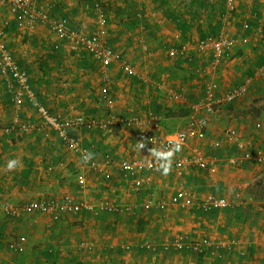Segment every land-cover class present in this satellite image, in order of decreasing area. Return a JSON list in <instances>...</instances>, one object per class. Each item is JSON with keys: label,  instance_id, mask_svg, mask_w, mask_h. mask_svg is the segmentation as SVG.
<instances>
[{"label": "crops", "instance_id": "obj_1", "mask_svg": "<svg viewBox=\"0 0 264 264\" xmlns=\"http://www.w3.org/2000/svg\"><path fill=\"white\" fill-rule=\"evenodd\" d=\"M34 2L39 12L48 9L51 18L68 20L86 35L96 31L95 0ZM104 10L108 45L122 55L107 68L85 50L72 51L49 22L38 19L33 26H20L0 6L4 39L42 105L66 117L118 118L106 129H70L93 154L95 164L84 163L54 130L41 125L33 102L14 103L0 75V197L20 206L70 194L91 207L63 213L58 220L42 211L21 217L0 214V264H264V161L248 158L225 138L228 128H236L253 141L250 155L264 153V110L247 112L256 99H264V0H236L233 10L226 0H105ZM221 34L237 39L230 56L216 62L211 51L195 49L201 39ZM184 43L192 49V60L169 55ZM244 83L248 89L236 101L212 110L206 104L194 109L208 88L218 96ZM104 92L114 99L112 109ZM204 116H209L205 137H192L182 152L173 153L174 164L166 171L142 175V187L120 170L122 160L150 157L149 150H154L149 140H141L137 126L120 119L140 117L143 129L170 135ZM18 120L36 128L22 131ZM232 146L237 150L230 153ZM196 152L210 160L213 170L190 160ZM107 155L110 166H105ZM13 160L17 166L9 169ZM184 188L195 195L194 204L185 208L171 202ZM237 192L241 200L235 207L212 213L198 207L209 193L234 198ZM103 203L134 210L98 209ZM179 236L236 244L221 249V256L167 251ZM14 240L22 243L20 251L10 249ZM145 242L158 251L142 249Z\"/></svg>", "mask_w": 264, "mask_h": 264}, {"label": "built area", "instance_id": "obj_2", "mask_svg": "<svg viewBox=\"0 0 264 264\" xmlns=\"http://www.w3.org/2000/svg\"><path fill=\"white\" fill-rule=\"evenodd\" d=\"M105 0H95V12H96V31L93 34L86 35L76 29H74L68 20L60 19L55 20L49 15L48 9L39 12L35 8L34 0H0V6L6 7L11 14L16 16V19L20 26L30 25L33 26L36 20L41 19L43 22H49L52 31H54L62 39L66 40L72 51L85 50L91 54L103 67L107 68L113 61H121L122 55L117 51H114L107 42L108 24L109 18L104 10ZM236 0H226V4L230 10L235 8ZM9 21L4 22V27L8 26ZM6 30L0 28V75L4 76L7 80V89L10 92L12 99L16 105H21L26 99H29L37 107L38 113L41 115L43 126L54 130L57 136L64 142L73 152L78 154L83 160L84 155L90 153L91 157L87 163H94V157L90 149L85 147L79 137L70 134L71 128H77L82 125L97 126L102 129L110 127L114 121H117L115 115L110 114L108 120L90 119L83 115H77L74 117H66L61 114H53L49 109L42 105L33 90L29 75L22 66L19 64L14 54L5 41ZM235 38H230L225 34L219 36H209L201 39L196 45L195 49L198 52L211 51L213 59L219 60L230 56L232 48L236 44ZM243 41H247L246 37H242ZM170 56H183L188 60H192V49L190 45L184 43L177 48H171L169 50ZM124 67L129 71V64L124 63ZM261 71L264 73V66L261 67ZM247 84H241L225 91L221 95H215L212 88H208L204 100L195 105L194 109L198 106L206 104L208 109L212 110L214 105L224 106L236 101L242 97L247 91ZM104 101L108 109L114 107V99L110 97L107 92H104ZM122 123L131 124L138 127L144 138L154 147V150L158 149L162 152L161 157L154 155L145 158L124 159L119 162V168L126 176L132 179L134 186L137 188L142 187L146 173H157L167 169L173 161L168 160L167 152L171 150L174 143L180 144V150L174 153H180L188 145L189 140L192 137L202 139L205 137V131L209 126V116L197 117L192 121L189 128L180 129L170 135L154 134L147 129H143L145 120L140 117L120 119ZM18 122L19 129L26 131L36 128V125L31 122ZM13 128H7V131H11ZM225 138L232 141L237 147L246 153L248 158H255L257 161H264V153L257 152L253 156L249 154V149L253 148L252 140H245L236 128H228L225 131ZM196 165L202 167L205 170H213L210 160L200 152H196L190 159ZM112 159L110 155L106 156L105 166L112 165ZM99 170H102L100 166H97ZM81 187L84 189L86 186V178L81 175L79 177ZM241 200L240 192H237L235 197L226 198L218 196L213 193H209L199 200L198 207L204 213H211L215 210H222L228 207H235ZM195 201V195L189 189H180L176 195L172 197L171 202L179 205L183 208L192 206ZM91 208L87 203L78 201L74 196L66 194L59 199L52 200H38L24 203L20 206H16L11 202L4 200L0 197V214L4 213L13 217H21L25 212H46L53 219L58 220L63 213L76 214L84 209ZM100 210H107L109 212L119 211L123 209L127 212H133V207L123 206L118 204L103 203L99 206ZM96 214L99 212L96 211ZM231 242V243H230ZM236 241H212L211 238H203L200 241L192 240L188 237L179 236L169 246H173L179 251H193L198 254H204L206 252L214 254L215 256H221V249L229 250L235 245ZM143 246L149 250L157 251V246L145 242ZM10 249L14 251H20L23 247L20 241L14 240L9 245ZM223 255V254H222Z\"/></svg>", "mask_w": 264, "mask_h": 264}, {"label": "clouds", "instance_id": "obj_3", "mask_svg": "<svg viewBox=\"0 0 264 264\" xmlns=\"http://www.w3.org/2000/svg\"><path fill=\"white\" fill-rule=\"evenodd\" d=\"M141 150L142 149H144L145 148V145H143V144H141V145H139L138 146ZM180 150V144L179 143H174L173 145H172V147H171V150H169L168 152H167V158H168V160H169V162H170V159H171V157H172V155H173V153L174 152H178ZM149 152L152 154V155H154V156H156V157H161L162 156V152L160 151V150H158V149H156V150H149ZM90 157H91V154L90 153H88V154H86V155H84V157H83V162L84 163H87L88 162V160L90 159ZM17 161H15V160H13V161H9V163H8V168L9 169H11V168H14V167H16L17 166ZM167 169H165V171H166Z\"/></svg>", "mask_w": 264, "mask_h": 264}, {"label": "rangeland", "instance_id": "obj_4", "mask_svg": "<svg viewBox=\"0 0 264 264\" xmlns=\"http://www.w3.org/2000/svg\"><path fill=\"white\" fill-rule=\"evenodd\" d=\"M254 109V111L256 110V112L257 111H262V110H264V99H256L255 101H254V105H253V108L251 109V110H248L247 112L250 114V115H252V110ZM260 113V112H259ZM227 122H230V120H228ZM227 126H228V124H226ZM140 138H141V140H143V135L142 134H140ZM261 193L264 195V188H263V190L261 191ZM142 249H146V250H149L147 247H145V246H143V248ZM167 251H173V252H177V253H180V254H182V251H179V250H177V249H175L173 246H169V248H165ZM150 251V250H149ZM158 251V250H157ZM157 251H152L151 250V252H157Z\"/></svg>", "mask_w": 264, "mask_h": 264}, {"label": "trees", "instance_id": "obj_5", "mask_svg": "<svg viewBox=\"0 0 264 264\" xmlns=\"http://www.w3.org/2000/svg\"><path fill=\"white\" fill-rule=\"evenodd\" d=\"M260 64H264V59H262L261 61H260ZM221 150V152L222 151H226L227 149L226 148H221L220 149ZM237 150V148L235 147V146H232L230 149H229V152L230 153H232V152H234V151H236ZM203 212V211H202ZM213 212H217V210H215V211H213ZM204 213V212H203ZM212 213V212H211Z\"/></svg>", "mask_w": 264, "mask_h": 264}]
</instances>
